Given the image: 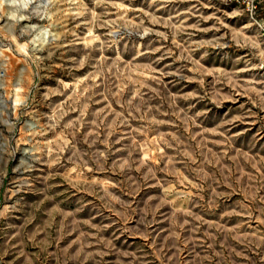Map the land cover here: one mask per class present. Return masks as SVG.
Returning <instances> with one entry per match:
<instances>
[{
    "label": "rangeland",
    "instance_id": "374dc122",
    "mask_svg": "<svg viewBox=\"0 0 264 264\" xmlns=\"http://www.w3.org/2000/svg\"><path fill=\"white\" fill-rule=\"evenodd\" d=\"M0 264H264V0H0Z\"/></svg>",
    "mask_w": 264,
    "mask_h": 264
}]
</instances>
